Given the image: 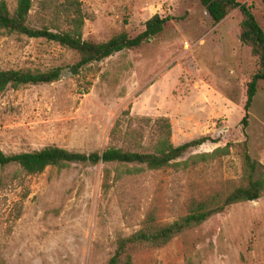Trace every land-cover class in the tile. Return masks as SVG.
<instances>
[{"label": "rangeland", "instance_id": "374dc122", "mask_svg": "<svg viewBox=\"0 0 264 264\" xmlns=\"http://www.w3.org/2000/svg\"><path fill=\"white\" fill-rule=\"evenodd\" d=\"M14 10L17 0H7ZM34 0L30 21L50 25L49 11L62 0ZM83 38L106 41L134 36L156 14L170 17L164 31L140 47L77 67V53L54 41L19 33L0 35V69L62 68L53 83L8 87L0 96V148L17 153L57 145L72 151H103L126 145V131L143 133L169 118L175 145L201 136L180 163L144 169L115 181V163H72L36 175L0 166V259L2 264H105L117 241L138 230L148 209L171 221L191 202L242 173L238 143L264 163V82L243 127L248 84L259 69L240 41L243 19L234 9L214 24L200 0H79ZM253 6L264 28L261 0ZM58 23V21H56ZM65 26L63 21L59 22ZM51 26V25H50ZM71 66L76 72H71ZM117 125L115 134L113 128ZM229 147L185 168L189 156ZM222 153V152H221ZM135 264H264V195L235 203L167 245L145 248Z\"/></svg>", "mask_w": 264, "mask_h": 264}, {"label": "trees", "instance_id": "16d2710c", "mask_svg": "<svg viewBox=\"0 0 264 264\" xmlns=\"http://www.w3.org/2000/svg\"><path fill=\"white\" fill-rule=\"evenodd\" d=\"M214 24L224 20L234 9H239L243 19L239 38L251 48L257 57L259 69L253 74L248 84V97L245 103L243 127H247L249 111L259 89L264 82V28L253 12V6L240 3L238 0H200ZM264 4V0H261ZM34 0H17L11 10L7 0H0V35L19 33L30 37L45 38L74 50L78 55L76 66L81 67L101 61L117 52L140 47L143 43L160 35L170 17L154 15L145 23V29L132 36L123 30L115 33L106 41H94L83 38L85 16L79 0H62L49 11L50 25L41 27L31 25L30 16ZM50 4L44 1L42 8L49 10ZM58 21V23H56ZM65 23L61 27L59 22ZM62 68L48 70H32L29 68L0 69V96L8 87L18 88L28 84L53 83L61 78ZM154 136L148 145L142 143L143 133L137 130L126 131L127 141L124 146H109L103 151L79 152L57 145H48L41 149L6 153L0 148V166L14 167L16 173L36 175L49 167L59 169L72 163L98 164L115 163V181L126 175L141 173L144 169L160 170L172 167L181 161L191 149L209 140L210 136H201L182 144L175 145L171 141L172 124L167 117H158L153 122ZM117 125L113 128L115 134ZM242 159V173L238 179L227 180L220 188L209 192L206 196L191 202L185 214L171 221L161 220L154 208L144 215L141 227L132 234L117 241L113 255L105 264H135V255L145 248H157L167 245L174 238L187 230L193 229L205 221L222 213L229 206L245 201L258 200L264 195V163L251 155L248 140L237 144ZM229 147H218L213 152L193 154L184 160L185 168L206 162L216 154H226ZM222 152V153H221ZM20 177V175H17ZM0 264L2 261L0 259Z\"/></svg>", "mask_w": 264, "mask_h": 264}, {"label": "water", "instance_id": "95a60500", "mask_svg": "<svg viewBox=\"0 0 264 264\" xmlns=\"http://www.w3.org/2000/svg\"><path fill=\"white\" fill-rule=\"evenodd\" d=\"M71 72L74 74L75 72H76V70H75V67L74 66H71Z\"/></svg>", "mask_w": 264, "mask_h": 264}]
</instances>
